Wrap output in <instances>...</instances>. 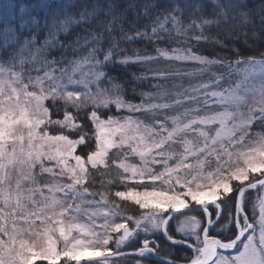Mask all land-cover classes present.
<instances>
[{"label": "snow or ice", "instance_id": "6c2138e0", "mask_svg": "<svg viewBox=\"0 0 264 264\" xmlns=\"http://www.w3.org/2000/svg\"><path fill=\"white\" fill-rule=\"evenodd\" d=\"M254 192L264 0L0 2V264H264Z\"/></svg>", "mask_w": 264, "mask_h": 264}, {"label": "rangeland", "instance_id": "374dc122", "mask_svg": "<svg viewBox=\"0 0 264 264\" xmlns=\"http://www.w3.org/2000/svg\"><path fill=\"white\" fill-rule=\"evenodd\" d=\"M262 200H264V193H257L255 200H254L257 203V219H259V216H260V207H261Z\"/></svg>", "mask_w": 264, "mask_h": 264}, {"label": "trees", "instance_id": "16d2710c", "mask_svg": "<svg viewBox=\"0 0 264 264\" xmlns=\"http://www.w3.org/2000/svg\"><path fill=\"white\" fill-rule=\"evenodd\" d=\"M0 2H3V0H0ZM256 195H257V193L254 192V193H253V197H252V201H251V203H250V207H254V208H255L256 218H257V203H256V201H254ZM128 203L131 204V202H128ZM136 207H138V206H136Z\"/></svg>", "mask_w": 264, "mask_h": 264}]
</instances>
